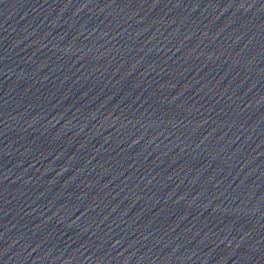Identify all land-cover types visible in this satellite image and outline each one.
Returning a JSON list of instances; mask_svg holds the SVG:
<instances>
[{
	"label": "water",
	"instance_id": "95a60500",
	"mask_svg": "<svg viewBox=\"0 0 264 264\" xmlns=\"http://www.w3.org/2000/svg\"><path fill=\"white\" fill-rule=\"evenodd\" d=\"M0 264H264V0H0Z\"/></svg>",
	"mask_w": 264,
	"mask_h": 264
}]
</instances>
